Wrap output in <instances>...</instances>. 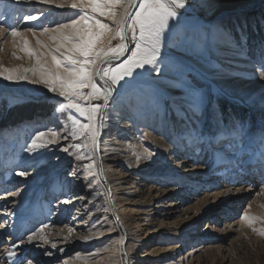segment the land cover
Here are the masks:
<instances>
[{
    "label": "rangeland",
    "instance_id": "rangeland-1",
    "mask_svg": "<svg viewBox=\"0 0 264 264\" xmlns=\"http://www.w3.org/2000/svg\"><path fill=\"white\" fill-rule=\"evenodd\" d=\"M57 2L65 7L0 0V23L20 33L0 37V67L29 77L0 76V264H264V0H189L179 22L170 21L157 65L117 86L99 128L100 151L80 153L72 145L85 141L69 135L68 117L87 121L74 109L57 112L66 101L24 71L37 57L51 67L37 40L54 48L52 30L81 15ZM90 14L115 29L107 16ZM185 27L194 42L178 40ZM25 39L37 56L22 50ZM44 104L48 115L33 111ZM16 105L26 108L14 118L8 108ZM49 130L56 142L29 152L36 132ZM232 191L239 195L230 205ZM215 205L224 209L217 216ZM245 213L257 219L249 224ZM44 225L48 242H28Z\"/></svg>",
    "mask_w": 264,
    "mask_h": 264
},
{
    "label": "snow or ice",
    "instance_id": "snow-or-ice-1",
    "mask_svg": "<svg viewBox=\"0 0 264 264\" xmlns=\"http://www.w3.org/2000/svg\"><path fill=\"white\" fill-rule=\"evenodd\" d=\"M42 4H55L56 7L64 8L65 2L57 0H38ZM67 7L75 10L81 15L78 19L71 20L69 24L60 25L52 31L58 33L51 39L58 40L54 48L43 44L37 40L38 44L48 49L51 56V67L48 63L41 62L37 57L35 68L29 67L24 71L35 72L36 77L30 82L43 85L48 92L58 94L66 103H60L56 108L57 112H63L65 109H74L83 117L84 122L77 119L76 116L68 117L71 122L72 131L69 133L74 140H84V143H76L72 148L80 153L84 149L95 150L97 147L99 128L102 127V121L105 118L104 109L108 106L117 86L126 78H134L135 70L144 69L146 66H155L161 55L162 40L166 31L171 32L173 25L170 21L179 22L182 9L189 7V0H66ZM123 11L118 13V9ZM90 13H99L107 16L114 24L115 29L108 23L101 22ZM38 17L35 15H26L24 21H33ZM94 21V23H90ZM70 29L71 31H63ZM0 37L5 32H10L13 37L20 33L16 27L7 26L0 23ZM31 31V29H29ZM47 28L44 32H48ZM131 32L132 39L135 41V48L131 50V55L120 63L117 67H107L110 61L118 59L128 51V33ZM33 35L35 33L33 32ZM119 38L120 43L112 46V41ZM177 38L180 41L191 40L187 27L178 30ZM63 49V51H62ZM23 51L31 56H37L36 51L28 47V41H23ZM59 55H56V54ZM16 55L15 52L12 53ZM43 55V53H40ZM18 58V57H17ZM159 73L161 69L155 68ZM181 73L184 69H179ZM16 69L0 67V76L9 81H27V75H17ZM260 76L264 78V63L261 64ZM99 77L104 82L101 87L96 82ZM88 89V92H85ZM96 101V102H94ZM102 101V102H100ZM199 99L194 97V106L198 105ZM51 136V139H49ZM56 133L37 131L32 137L28 151L33 149L47 147L55 143ZM243 146L244 136L241 135ZM264 146V139L261 141ZM62 151L68 152V148ZM78 159H83V155H78ZM264 159V152L261 153ZM139 159V157H138ZM92 164L85 165L88 175H93ZM20 176L27 175L26 172H18ZM242 219L251 224L257 217H250L247 213ZM42 226L28 236V242L35 239L48 242L43 233ZM71 232V230H69ZM255 231V229H254ZM264 235V230L261 231ZM16 245H13L15 248ZM52 247H56L55 244ZM50 255V253H48ZM12 251L7 252L8 257L14 256ZM31 264V261H29Z\"/></svg>",
    "mask_w": 264,
    "mask_h": 264
},
{
    "label": "trees",
    "instance_id": "trees-1",
    "mask_svg": "<svg viewBox=\"0 0 264 264\" xmlns=\"http://www.w3.org/2000/svg\"><path fill=\"white\" fill-rule=\"evenodd\" d=\"M25 108H26L25 105H16V106H13L11 108H8L9 111L8 110L7 111L9 113V115L11 114V116H13V115H17V114L21 113L23 111V109H25ZM50 110H51V106L50 105H45V104L41 105V106H39V105L37 106L36 105V107L33 109L34 112L35 111H41V113L44 114V115H48ZM14 118H16V117H14ZM14 118H12V119L15 120ZM10 121L11 120H9V121L7 120V122H9V123H15V121H12V122H10Z\"/></svg>",
    "mask_w": 264,
    "mask_h": 264
},
{
    "label": "bare ground",
    "instance_id": "bare-ground-1",
    "mask_svg": "<svg viewBox=\"0 0 264 264\" xmlns=\"http://www.w3.org/2000/svg\"><path fill=\"white\" fill-rule=\"evenodd\" d=\"M109 139V138H108ZM110 143V141H105L103 144H102V146H107L108 144ZM101 156V155H100ZM254 159L252 158V159H250L249 161V163L250 164H253V163H255V161H253ZM104 175V174H103ZM104 179L106 180V177H105V175H104ZM128 188V187H127ZM239 195V193L238 192H236V191H232V197L227 201V202H230V205H232V202H234V200L235 199H237V196ZM211 209V211H210V213H212L213 214V216H217V213H220V212H222V211H224V209L222 208V207H220V205H218V206H211L210 207ZM225 211H230V209H228V210H226L225 209ZM177 227V226H176ZM167 229H173V227L172 226H167L166 227Z\"/></svg>",
    "mask_w": 264,
    "mask_h": 264
},
{
    "label": "water",
    "instance_id": "water-1",
    "mask_svg": "<svg viewBox=\"0 0 264 264\" xmlns=\"http://www.w3.org/2000/svg\"><path fill=\"white\" fill-rule=\"evenodd\" d=\"M127 44H128V51H126V52L124 53L123 56L119 57L118 59H114V60H112V61H110V62L124 60V59L129 55L130 50H131L130 41H129V36H128V39H127ZM98 79L100 80L99 77H98ZM102 82H103V81H102ZM103 83H104V82H103ZM113 95H114V94H113ZM96 149H97V152L100 151V146H98V144H97ZM98 169H99V175H100L101 180L105 181L104 176H103L102 161L100 160V158H99V167H98ZM115 218H116V220L118 221V223L120 224V222H119L118 217H117L116 214H115Z\"/></svg>",
    "mask_w": 264,
    "mask_h": 264
}]
</instances>
